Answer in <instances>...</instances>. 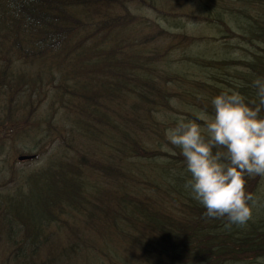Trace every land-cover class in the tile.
<instances>
[{
  "label": "trees",
  "instance_id": "1",
  "mask_svg": "<svg viewBox=\"0 0 264 264\" xmlns=\"http://www.w3.org/2000/svg\"><path fill=\"white\" fill-rule=\"evenodd\" d=\"M143 1L147 7L160 11L156 0ZM211 2L215 4L196 2L190 12L172 16L185 17L189 22L198 23L205 33L199 34L198 37L189 36V33L181 32L179 28L171 30L156 23L158 28L152 34L156 38L154 41L177 37L180 45L193 49V45L218 41L228 44L235 39L239 44L250 45L251 50L245 49L246 54L241 58L223 60L192 51L181 66L167 67L162 82H155L152 76L143 78L139 73L134 77L132 74L129 75L130 78L127 79L138 88L133 92L138 103L132 110H139L138 114L133 113L135 116L125 118L129 126L137 127L142 115L146 121L149 119L154 121L153 114L157 111L151 113L150 107L154 110L157 109L155 104L169 107L171 99L180 97V103L186 101L183 116L192 118L193 121L195 118L203 129L205 120L201 119L199 113L195 117L193 108L206 109L207 115L212 114L211 99L222 90L232 88L249 100L256 99L252 81L257 76L264 77V0H211ZM122 5L124 0H0V33L12 41L6 44V50L10 53L15 52L20 64L25 57L38 55L45 57L49 53L61 55L64 52L68 55L76 48L83 51L86 42L95 35V33L84 35L82 33L85 31L80 29L87 24L85 19L89 18L90 14L103 13ZM236 5H239L238 9ZM107 22L105 18L103 24H97L99 30L105 29L108 26ZM151 41L149 40L150 43ZM13 44L21 48L26 56L19 50H14ZM136 65L133 62L124 63L118 68L125 74L140 68ZM185 66H189L190 70L199 67L201 69L197 70L202 73L189 74L190 76L186 73V76L182 77ZM232 67L238 69L233 73ZM68 69L70 74L75 71L71 67ZM141 69L146 72V68H140L139 71H142ZM224 69L230 72L222 74L225 77H232L231 79L216 75V71ZM9 74V69L0 70V76L3 75L5 79ZM122 74L116 75L117 84L124 81ZM178 81L185 82L186 86L190 82L180 96L171 94L167 88L165 89L168 94L155 87V84L174 85ZM107 84L110 85L108 82ZM113 86L111 92L117 88L120 95L123 94L120 88L124 85ZM14 88H21V83L16 82ZM105 91V87H102L101 93ZM84 98L85 103L93 101L88 96ZM101 105L104 104L99 106ZM149 127H154L155 136L160 137L176 152L175 157L178 159L176 164L166 161L169 158L167 153L149 149L147 133L144 130L136 134L129 128V132L122 133L120 144L124 150H129L130 154L144 160L156 162L157 159H164L162 163L154 165L161 166L159 180L164 184L168 179L166 188L171 191L170 197L181 202V210L167 208L144 192L132 196L112 194L103 190L95 197V202L90 203L84 196V181L77 179L82 172L68 168L65 172L69 176L67 180L72 189L63 192V196L58 200L51 197L49 192L40 193L33 189L32 181L34 182L37 177L23 184L20 180H15L9 184L5 195L0 192V231L12 242V247L8 249L0 264H57L64 256L67 244L56 242L49 236L48 227L51 220H55L64 211L65 205L72 206V202L81 206L89 204L92 211H88L86 217L88 219L95 217L93 223L100 227H105L110 221L119 218L122 223L125 222L136 230L138 235L133 234L130 228L125 232L119 229V232L127 239L126 244L129 247L141 251L139 254L143 255L141 264H264V197L259 190L264 183V177L245 178L246 191L252 194L255 201L252 219L245 226H228L226 219L207 218L203 215L206 209L183 187L189 174L186 172L181 150L168 142L165 130H161L158 124L150 123ZM127 143L131 149H128ZM83 162L85 166L97 167L96 170L102 176H108L111 181L124 179L123 173L107 162L99 161L96 164L85 160ZM176 171L180 173L178 178L183 179L181 182L173 179L176 177ZM4 174L5 170L0 169V181ZM78 234L76 229L72 232L73 242L71 250H68V253L70 252L68 261L77 255L80 256L77 242L84 239L85 233ZM110 252L109 250L106 252L109 258ZM96 257L89 260L94 258L95 263L102 264L103 262ZM112 257L115 260L118 258L115 250Z\"/></svg>",
  "mask_w": 264,
  "mask_h": 264
},
{
  "label": "rangeland",
  "instance_id": "2",
  "mask_svg": "<svg viewBox=\"0 0 264 264\" xmlns=\"http://www.w3.org/2000/svg\"><path fill=\"white\" fill-rule=\"evenodd\" d=\"M198 1L156 0V5L160 10L157 12L147 7L141 0H127L125 3L126 10H118L121 14L126 15L123 19L122 26L124 27L118 28L115 25H110L108 36L104 40L102 39L106 34V30L99 31L95 36L97 44H99L96 49L93 48L90 51L94 43L89 40L83 51L76 48L68 55H66V52L61 55L50 53L44 60H40L44 63H39L40 67L37 73L38 64L33 62L28 67L33 73L31 87L29 85L30 81L27 80L24 81V87H10L8 81L0 76V169L5 170L0 186L3 188L4 193L9 188V184L15 180L22 179L26 181L33 176L44 175L43 172L55 173L57 177H69L60 169L54 167V159L60 158L61 161L70 166L71 170L82 171L77 179H83L85 183L84 196L88 198L89 202H95L98 191L103 188L112 194L121 193L132 196L144 192L167 208L181 210V202L170 197L171 191L166 188L168 179L164 184L159 180L161 166H155L154 164L162 163L164 159H157L156 162H153L136 157L130 154L129 150H124L120 142L123 137L122 133L129 132V128H131L130 131L133 130L136 134H140L144 130L147 133L149 149L167 153L169 158L166 161L170 164H176L178 162L175 157L176 152L164 143L160 137L155 136V128L149 127V125L150 123L158 124L161 130L173 126L177 117H184L186 101L180 103V97L173 98L169 101V107L155 104L157 108L155 110L150 106H146L150 107L151 113L157 111L153 114L155 122L150 119L146 121L144 115H142L137 127L129 126L125 118L135 116L134 114H138L139 111L132 110L136 108L134 105L138 102L131 95L138 88L133 85V82H127L126 79L117 84L116 75L123 73L118 66L133 62L135 65L137 64L136 67L146 68V72L142 69V71L133 69V77L136 73H139L143 78L152 76L155 82H162V78L166 76L164 72L167 67H178L182 64L181 62H185L192 51L194 53L197 51L205 53L207 57L221 60L245 56L244 50H251V46L246 43L239 44L235 39L229 41L228 44L218 41L193 45V49L180 45L177 37L162 39V41L155 43H144L147 36L156 32V28H158L156 23L163 27L172 25L175 29L179 28L181 32L189 33V36L198 37L199 34L205 33L206 31L201 29L198 23L189 22L185 17H172L173 14L190 12L191 7ZM202 3L208 4L207 1ZM236 7L238 9L239 5H236ZM113 13L114 11H107L105 15L114 20L112 18ZM100 17L101 15L97 14L85 19L88 26L85 24L80 27L81 30L85 31L82 34L89 35V31L96 29L98 25L95 22ZM126 32L129 33V36L121 37ZM135 41L138 42L134 48L132 43ZM13 47L19 50L23 56H26L16 44H13ZM104 48L118 53L116 55L119 60L118 65L112 63L115 55L103 51ZM81 53L88 55L89 59L80 60ZM12 58V56L0 55V70L6 71ZM15 60H17L16 57ZM93 62H100L98 76L100 82L107 79L111 82L110 88H113L115 84L124 85V87L120 88V90H123L122 95L116 88L115 90L118 91L110 96L114 99L101 100L105 105L96 106L95 100L92 101L91 104L94 109H91L84 103L77 102L78 98L75 94L80 95V90L74 88L80 87L79 84L87 78L90 66L94 64ZM55 64L60 69L54 66ZM187 64L189 65V63ZM71 65L75 69L72 74L68 69ZM103 65H113V67L106 68ZM19 67L21 65L14 64V73ZM197 69L201 68L197 67ZM197 69L190 70L189 66H185L182 70V77L186 76V73L187 76L193 73H202ZM237 69L232 67L233 73ZM222 72L227 73L230 71L226 69L216 71V75L228 79L232 78L225 77ZM125 76L129 77L128 74H125ZM189 83L187 86H189ZM83 84L88 88L87 92H91V89L96 88L93 95L96 98L101 97V84L96 85L97 83L92 82V80H87ZM187 86L183 81H178L174 85L170 83L165 85L164 83L155 84L156 88L163 90L166 94L168 93L165 88L176 96H180ZM103 97L105 99V94ZM25 99H27L26 105L24 104ZM199 105L197 104V106ZM28 110L29 115L25 117ZM198 113L202 117L201 119L205 120V116H207L206 109L193 108L195 117ZM191 120L193 119L191 118ZM194 121L197 123L195 118ZM149 136L151 137L149 138ZM127 145L128 149H131L129 143ZM22 154H36L37 158L30 162H17V157ZM83 160L88 163L95 162V164L99 161L107 162L121 171L124 179L119 178L116 182L111 181L108 176H102L96 170L97 167L85 166ZM52 174L44 175L40 180L43 183L44 191L51 193V197L58 200L63 196V192H69L72 189V185L67 179L60 181ZM179 176L180 173L176 171V177L173 179L181 182L183 179L178 178ZM259 190L264 197V184ZM71 205H65L66 213L74 214L75 218L72 221L75 220L80 223V218L85 215L84 210L90 209V207L85 204L81 206L75 202H72ZM117 222L119 227L115 230L113 224H108V228H104L93 223V220L89 221L86 218L81 224L85 232V241L83 239L77 242L80 257H76L72 264H88V260L95 256L103 262L102 264H141L143 259L142 256H139L141 251L135 249V247H129L126 244L127 239L119 232V229L123 232L128 231L130 227L120 220H117ZM57 228L61 236L65 228L57 221L56 223H50V230H56ZM130 229L133 234L138 235L136 230ZM76 230L79 231L78 226ZM68 237H70V234H68ZM107 250L117 251L122 256L121 259L114 261L111 253L113 251L110 252L111 256L109 258L106 253ZM89 264L97 263L94 262L93 258L89 261Z\"/></svg>",
  "mask_w": 264,
  "mask_h": 264
},
{
  "label": "clouds",
  "instance_id": "3",
  "mask_svg": "<svg viewBox=\"0 0 264 264\" xmlns=\"http://www.w3.org/2000/svg\"><path fill=\"white\" fill-rule=\"evenodd\" d=\"M256 99L227 88L211 99L213 113L201 124L177 117L165 130L168 142L181 150L184 189L212 219L245 226L255 203L246 177H264V77L252 81Z\"/></svg>",
  "mask_w": 264,
  "mask_h": 264
},
{
  "label": "water",
  "instance_id": "4",
  "mask_svg": "<svg viewBox=\"0 0 264 264\" xmlns=\"http://www.w3.org/2000/svg\"><path fill=\"white\" fill-rule=\"evenodd\" d=\"M27 158H29V157H26V158H25V157H22V158H20V159H27Z\"/></svg>",
  "mask_w": 264,
  "mask_h": 264
}]
</instances>
